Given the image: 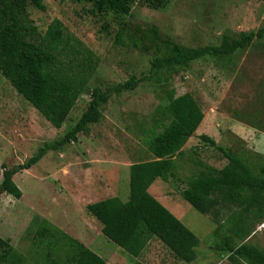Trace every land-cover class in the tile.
Returning <instances> with one entry per match:
<instances>
[{
    "label": "rangeland",
    "instance_id": "1",
    "mask_svg": "<svg viewBox=\"0 0 264 264\" xmlns=\"http://www.w3.org/2000/svg\"><path fill=\"white\" fill-rule=\"evenodd\" d=\"M45 6V12L33 6L28 10L40 35L44 36L53 20H60L70 35L94 52L99 65L87 91L60 130L53 128L0 75V181L3 180V167L24 164L39 148L59 141L73 130L87 110L94 89L106 92L108 88L127 83L133 77L142 82L132 92L113 93L99 123L92 125L86 135H79L77 142L65 146L61 151L50 152L46 162L36 166L31 173L20 174L18 187L23 192V199L17 201L10 196L0 198V236L9 240L18 252L26 254L31 247L27 229L35 215L31 209L33 201L36 199L34 203L37 202L36 196L46 202L47 209L56 210L60 218L67 219V208L53 207L50 188L56 198L60 185L51 187L49 181L46 186L37 185L34 177L39 176V169L44 166L60 167L66 162L70 164L72 156L79 157L74 159L75 162L82 160L81 155L87 151H93L95 158L109 155L110 159L120 153L119 160L126 166L153 160L142 140L148 138L157 119V111L166 105L170 92L177 97L191 94L205 115L203 128L212 130L207 132L208 135H215L217 144L249 166L254 174L262 172L264 41L231 59L204 58L191 63L183 71L172 68L153 73L152 63L166 57V52L146 35V30L156 26L163 38L187 48L223 47L242 34L264 28V0H173L165 11L151 10L136 0L133 18L122 19L128 25L123 43L116 42L119 26L113 17L92 16L88 13L90 5L85 2L46 0ZM104 24L109 26L107 31L103 29ZM131 38H136L143 46L135 48ZM161 130L158 129V132ZM190 141L184 147L187 152L181 158L184 167L190 163L181 171V180H184L181 182L187 186L202 170L199 165L204 156L209 153L222 156L201 140L197 144L195 140ZM170 183L173 190L181 186L173 179ZM157 186L158 191L163 193L160 184ZM176 212L183 225L201 241V247L197 250L198 260L193 264H232L227 258L228 254L216 249L224 235H213L217 227L210 216L199 214L183 199ZM254 216V213L246 215L251 237L245 243L264 251V223ZM67 221L79 229V223L74 218L69 217ZM236 243L242 244L238 240ZM110 245L117 247L112 243ZM151 247L155 251L145 255L146 261L150 264H167L169 258L163 255L162 244ZM170 260L171 264H179L175 259Z\"/></svg>",
    "mask_w": 264,
    "mask_h": 264
},
{
    "label": "trees",
    "instance_id": "2",
    "mask_svg": "<svg viewBox=\"0 0 264 264\" xmlns=\"http://www.w3.org/2000/svg\"><path fill=\"white\" fill-rule=\"evenodd\" d=\"M90 5L92 16H112L118 24L116 42L123 43L128 25L123 17L133 18L136 0H77ZM147 8L165 11L173 0H140ZM46 0H0V75L12 88L47 121L60 130L74 107L87 91L97 70L99 59L80 40L55 19L44 36L40 35L29 16V7L45 12ZM104 24L103 29L108 30ZM154 43L166 52L156 59L151 71L186 70L204 58L231 59L264 41V28L242 34L223 47L187 48L162 37L156 26L146 30ZM135 48L142 42L131 38ZM141 80L135 77L127 83L108 88L106 92L94 89L91 101L73 130L59 141L47 143L24 164L3 167L0 197L21 200L22 191L13 181L15 175L31 170L48 153L63 150L79 135H86L92 125L99 123L103 109L113 93L134 91ZM167 103L157 111V119L148 138L142 141L153 158L130 167L129 200L123 203L114 198L87 207V212L103 225L102 234L110 242L133 258H139L153 241H159L174 257L185 264L198 260L201 241L183 223L150 193L158 180L167 181L177 168L175 157L183 156L187 142L205 119L202 108L187 93L177 97L167 95ZM158 129H162L158 132ZM200 140L214 148L227 160L222 170L200 163L202 170L191 179L182 193L196 212L210 216L216 225L213 235H224L216 247L228 254L232 264H264V251L245 243L251 237L246 215L264 223V169L258 175L239 158L219 146L206 135ZM31 247L26 254L18 252L9 240L0 237V264H106L97 254L49 221L35 214L27 229ZM241 241L238 245L236 241Z\"/></svg>",
    "mask_w": 264,
    "mask_h": 264
},
{
    "label": "crops",
    "instance_id": "3",
    "mask_svg": "<svg viewBox=\"0 0 264 264\" xmlns=\"http://www.w3.org/2000/svg\"><path fill=\"white\" fill-rule=\"evenodd\" d=\"M201 125V128H198L196 133L189 139V141L191 139L195 140L194 142H196L197 144V142L200 140V136L206 135L217 143L218 140L216 137V139L214 138L215 135H213L212 137L207 133L212 132V130L203 128V122ZM186 152V148H183L182 155L184 156ZM93 153V151H87L83 153V155H81L83 159H80L76 162L74 161V159H79V157L72 156L70 164H67L68 162H66L65 165H61L60 167L58 165L54 166V168L44 166L42 169H39V176L36 175V177H34L35 182L40 186H43L44 184L46 186L48 181L51 187L53 185L55 186L56 184L60 185L58 187L59 191L57 190L58 197L56 198H54L53 192L50 188V191L52 193V200L54 201L53 207L57 206L55 208H58L62 206L63 208H67V219L60 218L56 210L47 209L44 204L46 202H42V200H40L38 196H36L37 202L34 203V201L36 200L35 199L32 204L33 208L30 209L34 212V214L41 216L66 234L72 236L73 238H76L88 249L102 258L106 262V264H150L146 261L145 255L153 254L155 249L151 246L157 243L161 244L159 241H152L146 248L145 252L139 258H133L126 254L118 246L114 247L110 245V243L112 242H110L102 234V223L87 212V207L89 205L109 199L118 198L123 203H126L129 200L130 194V167L132 165L126 166L125 164H122L121 160H119V157H121L120 153L115 154V158L113 157V159H110L109 155L102 156L101 158H95ZM198 154L201 155V152L199 151ZM49 156L50 153L47 154L36 166H40V164L46 162ZM183 156L175 157L173 159L177 164V168L173 172V176L164 182L160 180L161 182L159 184L162 188L163 193H160L161 191H158L157 185L159 184L157 182L159 180L156 181L149 189V193H152L153 195H151L155 199H157L167 210H169L178 220L181 219L177 216L179 214L178 212H176V208L183 199L182 193L188 187L186 184L182 183L184 180H181V171L184 168L189 167L190 164L189 163L184 167V163L181 160ZM201 162L205 166L211 167L216 170H222L227 165V160H225L219 154L217 156L210 155L209 153V155L204 156ZM36 166H34L29 171H24L15 175L13 178L15 184L17 186H20V184L18 183V177L20 176V174L31 173L36 168ZM172 179L176 180L178 185H181L180 188H177L176 190L172 189V184L170 183ZM1 183L2 180L0 181V184ZM23 197L21 199H23ZM59 198L61 200H59ZM78 213L82 214L80 216H77ZM69 217L74 218V221L79 223V229H76L72 223L67 221L69 220ZM162 246L163 255L169 258V260L166 261L167 264H171L170 259H175L179 264H185L178 261L174 257L173 253L169 251L163 244Z\"/></svg>",
    "mask_w": 264,
    "mask_h": 264
}]
</instances>
